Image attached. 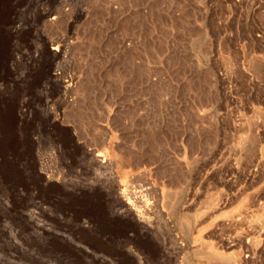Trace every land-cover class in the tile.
<instances>
[{"label": "rangeland", "instance_id": "rangeland-1", "mask_svg": "<svg viewBox=\"0 0 264 264\" xmlns=\"http://www.w3.org/2000/svg\"><path fill=\"white\" fill-rule=\"evenodd\" d=\"M0 5V264H248L228 240L260 230L264 0Z\"/></svg>", "mask_w": 264, "mask_h": 264}, {"label": "bare ground", "instance_id": "bare-ground-1", "mask_svg": "<svg viewBox=\"0 0 264 264\" xmlns=\"http://www.w3.org/2000/svg\"><path fill=\"white\" fill-rule=\"evenodd\" d=\"M3 4V3H2ZM4 4H5V2H4ZM1 6V5H0ZM2 9V8H1ZM1 13V12H0ZM0 21H1V16H0ZM1 23V22H0ZM14 29H16V28H14ZM11 30H12V28H11ZM12 31H14V30H12ZM18 31V30H17ZM1 48V47H0ZM53 50L57 53V52H59L60 51V48H59V46L58 47H55V48H53ZM1 52V51H0ZM52 52V51H51ZM1 54V53H0ZM3 54V53H2ZM56 55V54H55ZM1 56V55H0ZM40 62V61H39ZM3 63V62H2ZM4 69V68H3ZM11 73V72H10ZM56 75V74H55ZM57 75H58V73H57ZM56 77V76H55ZM57 78L59 79V76H57ZM73 79V78H72ZM60 80V79H59ZM75 79H73V81H74ZM69 82V81H68ZM67 83V82H66ZM72 86V84L71 83H69V84H66V86H63L64 87V89H66V90H68L70 87ZM5 99V98H4ZM8 104V103H7ZM207 109V108H206ZM205 111V110H204ZM241 116V115H240ZM243 117V116H242ZM21 120V119H20ZM240 121V120H239ZM245 122V121H244ZM246 123V122H245ZM242 124V123H241ZM238 125H240V123H238ZM241 126H243V125H241ZM11 127V126H10ZM236 127V126H235ZM234 127V128H235ZM247 127V126H246ZM243 128H245V127H243ZM252 128V127H251ZM237 129V128H236ZM254 129V128H253ZM7 130V129H6ZM238 130H240V129H238ZM10 132V131H9ZM240 132H241V130H240ZM242 132H246V131H242ZM243 133V134H244ZM3 134H5V133H3ZM7 135V134H6ZM4 136L5 135H3V138H4ZM12 137V136H11ZM243 138V137H242ZM12 139V138H11ZM3 140V139H2ZM9 140V139H8ZM250 141V140H249ZM10 142V141H9ZM9 142H7V143H9ZM13 142H14V140H13ZM245 142V141H244ZM242 143V142H241ZM3 144H4V142H3ZM245 144H246V142H245ZM241 145H244V144H241ZM247 146V145H246ZM2 147V146H1ZM6 147V146H5ZM8 147L10 148V146L8 145ZM7 147V148H8ZM241 147V146H240ZM246 148V147H245ZM248 148V147H247ZM246 148V149H247ZM252 148H253V146H252ZM10 149H12V148H10ZM249 149V148H248ZM13 151V150H12ZM11 151V152H12ZM248 153V152H247ZM99 156H102L101 158H106L107 156L105 155V156H103V155H99ZM35 160V159H34ZM101 160V159H100ZM112 160V159H111ZM110 160V161H111ZM114 160V159H113ZM234 160H236V159H234ZM244 160V159H243ZM107 161V160H106ZM246 160H244V162H245ZM105 162V160H103V163ZM247 162V161H246ZM260 162H261V160H260ZM259 162V163H260ZM263 162H264V160H263ZM38 163V162H37ZM233 163V162H232ZM235 163V162H234ZM253 163H255V162H253ZM105 164V163H104ZM111 164V163H110ZM249 164V163H248ZM247 164V165H248ZM250 165H251V163H250ZM256 165V164H255ZM254 165V166H255ZM231 166V165H230ZM258 166V165H257ZM261 166V165H260ZM16 167V166H15ZM240 167V166H239ZM245 167V166H244ZM244 167H241V168H244ZM251 168V167H250ZM253 168V167H252ZM256 168V167H255ZM258 168V167H257ZM257 168H256V170H257ZM263 168V167H262ZM262 168H259V169H262ZM11 169H12V167H11ZM246 169V168H245ZM254 169V168H253ZM253 169H252V171H253ZM12 170H14V169H12ZM11 170V171H12ZM17 170V169H16ZM40 170V169H39ZM242 170V169H241ZM263 170V169H262ZM15 171V170H14ZM37 171V170H36ZM249 171H251V170H249ZM243 172V171H242ZM36 174H38V178L39 179H41L43 182L45 181L46 183H48V182H50L49 181V179L48 178H45L44 177V174L42 173V171L41 172H39V173H36ZM251 174H254V173H251ZM260 174V173H259ZM262 175V174H261ZM250 176V175H249ZM251 177V176H250ZM255 178H256V176H255ZM41 180H38V181H40L41 182ZM51 180V179H50ZM250 181V180H249ZM253 181V180H252ZM126 182V187L125 188H123L122 190H121V197H123L124 198V200H125V205H123V210H122V212L121 213H124V215H127V217L128 216H131V217H133V219H135V216L136 215H138V214H134V212L136 211V207L138 206V205H140V204H142L143 203V201H144V198H145V196H146V194L147 193H149V191H150V189H151V187H149V184L148 183H146V184H144V185H139L138 187H130L128 184H129V179H128V181H125ZM259 182V181H258ZM128 185V186H127ZM241 191V190H240ZM239 191V193L241 194L242 192H240ZM256 192H258V191H256ZM260 192V191H259ZM262 195H264V194H262ZM254 198V197H253ZM253 198H251V199H253ZM256 198H258V197H256ZM263 199H264V197H262ZM263 199H262V201H261V196H260V198H258L257 200L255 199V201H257L258 203H257V205H258V207H259V209L257 210L258 212L255 214L256 215V217H255V222L257 223V225H258V227L260 228V230H259V232L257 233V232H255L254 230V232L252 231V230H246L247 232H242V233H240L241 231H239V233L236 235V236H234L235 238L233 239V240H228L229 241V243H228V245H229V247L230 248H233V247H238V246H241V251H240V259L242 258V255H243V253H245V254H250V255H247V256H245L246 258H251V259H249L248 260V264H249V262L252 260V258H254L255 259V255H258V253L259 252H262L263 250H264V221L262 220V219H260V218H262V216H264V202H263ZM216 200H218V199H216ZM213 201V200H212ZM226 201V200H225ZM254 201V202H255ZM219 202V201H218ZM244 202H246V201H244ZM249 202V201H248ZM247 202V203H248ZM252 202V201H251ZM256 203V202H255ZM255 203H254V205H255ZM122 204V203H121ZM213 204H214V207H212V208H214V212H215V214L214 215H216V214H220V212H222L221 210H223L222 208L223 207H221L222 206V204H220V203H214L213 202ZM223 204H225V202L223 203ZM228 205V204H227ZM244 205V204H243ZM252 205V204H251ZM225 206V205H224ZM226 207V206H225ZM244 207V206H243ZM257 207V208H258ZM242 209V208H241ZM224 211H226V210H224ZM242 211V210H241ZM255 211V210H254ZM213 212V213H214ZM256 212V211H255ZM204 213V212H203ZM222 214V213H221ZM229 214V216H230V213H228ZM233 214V213H232ZM209 215V214H208ZM225 215V214H224ZM227 215V214H226ZM247 215V214H246ZM220 216V215H219ZM228 216V215H227ZM226 216V217H227ZM242 216V215H241ZM254 216V215H253ZM217 217V216H216ZM225 217V216H224ZM213 218V217H212ZM214 218H215V216H214ZM228 218V217H227ZM246 218V217H245ZM252 218V217H251ZM139 219V218H138ZM207 219V218H206ZM208 219H210L209 217H208ZM219 219H220V217H219ZM223 219V218H222ZM226 219V218H225ZM247 220H248V218H246ZM218 220V219H217ZM227 220V219H226ZM225 220V221H226ZM245 219H243V218H241L240 217V215H239V218L238 217H235V216H231V217H229V219H228V221H230L229 222V225H234V226H236L235 228H239V227H241L242 225H244L245 224V221H244ZM250 220V219H249ZM141 221V220H140ZM206 221V220H205ZM215 221V220H214ZM223 221V220H222ZM219 222V221H218ZM221 222V221H220ZM249 221H247L246 223H248ZM99 223V222H98ZM217 223V222H216ZM219 224V223H218ZM221 224V223H220ZM227 224V223H226ZM250 224V226L252 225V223H249ZM248 224V225H249ZM96 225V224H95ZM98 225V224H97ZM131 225H133L134 226V224H131ZM228 225V224H227ZM238 225H240V226H238ZM224 226V225H223ZM253 226V225H252ZM96 227V226H95ZM98 227H99V225H98ZM227 226H225V228H226ZM230 227V226H229ZM102 228V227H101ZM230 228H232V227H230ZM234 228V227H233ZM242 228V227H241ZM240 228V229H241ZM252 228V227H251ZM253 229V228H252ZM98 230V229H97ZM100 230V229H99ZM237 230V229H236ZM100 233V232H99ZM223 240V239H222ZM201 241V240H200ZM226 241H227V239H226ZM203 242V241H202ZM204 243V242H203ZM202 243V244H203ZM205 244V243H204ZM212 245V244H211ZM210 245V246H211ZM207 247V246H206ZM212 247V246H211ZM203 249H204V245H203ZM211 250H212V248H211ZM202 251V250H201ZM213 252V251H212ZM219 252V251H218ZM207 253V252H206ZM210 253H211V251H210ZM208 254V253H207ZM223 255V254H222ZM215 256V255H214ZM224 256V255H223ZM220 257V256H219ZM216 258V257H215ZM244 258V257H243ZM245 258V259H246ZM258 258V257H257ZM256 258V260H258ZM218 259V258H217ZM242 260V259H241ZM231 262V261H230ZM242 262V261H241ZM254 262V261H253ZM252 263V262H251ZM256 263V262H255ZM237 264V263H236Z\"/></svg>", "mask_w": 264, "mask_h": 264}]
</instances>
